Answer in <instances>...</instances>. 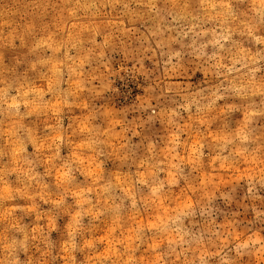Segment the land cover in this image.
Segmentation results:
<instances>
[{
	"label": "clouds",
	"instance_id": "obj_1",
	"mask_svg": "<svg viewBox=\"0 0 264 264\" xmlns=\"http://www.w3.org/2000/svg\"><path fill=\"white\" fill-rule=\"evenodd\" d=\"M0 264H264V0H0Z\"/></svg>",
	"mask_w": 264,
	"mask_h": 264
}]
</instances>
